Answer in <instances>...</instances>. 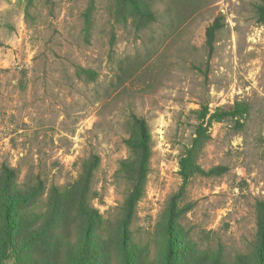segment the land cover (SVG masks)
Instances as JSON below:
<instances>
[{
	"label": "rangeland",
	"instance_id": "374dc122",
	"mask_svg": "<svg viewBox=\"0 0 264 264\" xmlns=\"http://www.w3.org/2000/svg\"><path fill=\"white\" fill-rule=\"evenodd\" d=\"M150 23L126 0H0V178L40 191L16 208V253L5 264H77L86 221L72 187L82 163L100 158L90 205L102 218L83 264H124L122 205L129 182L131 113L146 119L151 158L145 191L129 225L133 264H165L167 206L179 190V159L199 109L249 103L239 118L212 120L197 156L221 175L192 177L185 188L174 264H258L255 202L264 198V25L260 0H147ZM218 19L211 56L205 30ZM77 67L91 69L89 80ZM63 196L59 205L52 190ZM4 226L0 206V240ZM1 251V248H0Z\"/></svg>",
	"mask_w": 264,
	"mask_h": 264
},
{
	"label": "trees",
	"instance_id": "16d2710c",
	"mask_svg": "<svg viewBox=\"0 0 264 264\" xmlns=\"http://www.w3.org/2000/svg\"><path fill=\"white\" fill-rule=\"evenodd\" d=\"M134 11L136 19L150 23L155 20V13L147 0H126ZM94 0H90L84 12V29L89 32L92 26L91 14ZM254 12L257 22L264 25V0H260L254 5ZM220 29L218 19H215L205 30V44L207 55L211 56L214 48L216 34ZM79 74H84L89 80L96 77V72L91 69L77 67ZM250 105L245 101H235L232 105L217 108L209 113L207 106L199 109L198 119L195 124L194 135L190 145L185 149L179 159V175L181 185L179 190L170 198L167 206V217L165 229L167 232V246L164 255L165 264H174L175 257L178 255L177 242L181 239L180 226L178 220L180 216L187 212L190 207L179 206L185 188L190 179L196 175L211 176L221 175L226 172L227 167L216 165L204 169L197 162V156L205 142L209 138V128L212 120L219 121L225 117L239 118L245 117L249 113ZM128 136L124 143L128 150V157L119 161L118 170L129 182V190L122 205V217L120 221V247L123 253L124 264H133V254L128 244L129 225L136 211V206L145 191L149 164L151 158V133L144 117L131 113L127 120ZM100 158L97 154H92L82 163L81 172L72 187L74 194L75 208L79 216L86 221L82 232L81 246L77 264H83L87 254L91 252L94 242L100 240L102 218L95 207L89 203L91 198V183L99 164ZM39 184H30L18 187L15 182L13 169H5L0 178V206L3 214L4 226L0 240V264H5L16 253L14 244V229L16 208L31 199L36 192L40 191ZM52 196L56 200L54 209L59 205V198L63 193L58 189L52 190ZM57 206V207H56ZM255 244L258 264H264V198L257 199L255 202Z\"/></svg>",
	"mask_w": 264,
	"mask_h": 264
}]
</instances>
